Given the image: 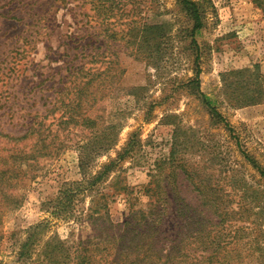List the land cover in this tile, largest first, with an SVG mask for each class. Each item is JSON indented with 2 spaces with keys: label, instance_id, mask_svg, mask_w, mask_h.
Segmentation results:
<instances>
[{
  "label": "rangeland",
  "instance_id": "obj_1",
  "mask_svg": "<svg viewBox=\"0 0 264 264\" xmlns=\"http://www.w3.org/2000/svg\"><path fill=\"white\" fill-rule=\"evenodd\" d=\"M95 1L0 0V131L20 137L35 126L50 144L39 152L31 142L0 137V168H21L16 183L0 188V264H68L64 251L80 241L103 253L129 211L148 207L151 183L163 193L164 246L189 230L191 252L207 257L205 264H264V175L255 166L264 170V0H195L206 13L196 35L200 91L227 125L186 84L194 54L180 33L190 21L179 0H110L115 17L107 22ZM164 22L170 38L162 61L154 52L135 54L131 29ZM83 63L97 75L75 109V87L86 80L75 68ZM72 110L79 116L67 121ZM106 126L113 130L104 151L95 138ZM131 139L134 148L96 197L79 195L67 217L51 213L63 185L82 179L79 152L95 158L94 174ZM173 144L176 163L169 161ZM173 193L178 206L206 220L204 233L189 215L175 217ZM92 198L102 215L91 212Z\"/></svg>",
  "mask_w": 264,
  "mask_h": 264
},
{
  "label": "trees",
  "instance_id": "obj_2",
  "mask_svg": "<svg viewBox=\"0 0 264 264\" xmlns=\"http://www.w3.org/2000/svg\"><path fill=\"white\" fill-rule=\"evenodd\" d=\"M109 1L110 0H103V2H100L99 0L95 1L96 8L98 9L99 13H101V16H103V20L115 17V14L112 9L113 5H108ZM203 3L204 1L179 0L180 8L190 21V26L183 27L180 33H182L183 37L187 36L190 38L189 49H192L194 54V76L192 77V79L188 80L186 84L187 86L188 84H191L195 87L197 94L201 98L202 104L209 109L212 117L218 120L219 122L227 125L225 118L218 112L216 107L213 106L209 96L200 91V48L196 41V35L204 26L206 13L203 8ZM259 7H261L264 11V5H262L260 2ZM168 26V23L164 22L160 24L142 25L140 28H138L140 30H129L130 32L128 34L132 33V36L136 33L135 40L139 42L138 47L135 48V54H141L144 51H148L149 58H151L154 52L157 53L156 62H161L163 59L161 57H163L165 50L163 44L170 38V35L168 34V31L166 29V27ZM88 63H90V61H88ZM75 69L76 74L78 75L81 81L84 78L86 79L81 82V85L77 84V87H75L77 91L76 93L73 91L77 97H75V99L71 101V105L75 109H79L85 101L82 97V94L87 98V91L95 82L94 78L97 75V71L96 67L92 65L86 66V63H83ZM110 70L111 68L107 67L105 71L106 73H108ZM261 96V92H258V94L253 95V97L251 98L255 100V98H259ZM82 100L84 101L82 102ZM78 116L79 115H77V112L72 110V112L67 115V121L68 118L74 120L75 118L77 119ZM81 119L82 123L86 124H89L88 122H90L91 120L89 116H81ZM112 130V127L106 126L99 131V134L95 139L98 142L105 144L104 147L101 145L99 147V150L100 148L104 151L110 149V147L108 146V142L112 138ZM45 131V129L30 126L29 129H27L26 132L20 137H13L9 134H3V132L1 131L0 137L8 142H31L33 146L37 147V150H39V152H44V150H46L50 145L49 143H47V139L45 138L47 137ZM178 134L179 132L177 128V130L175 129L174 131V144L176 143V138ZM174 144L170 152L169 159V161L173 163L177 161V149ZM237 144L240 146L239 142ZM134 145L135 143L133 139H131V141H129L123 149L117 152L115 158H111L107 162L101 163L94 174H92L91 169L94 167L92 166V162L95 160V158L93 160L89 157L83 156L81 152H79V167L82 179L80 181L65 183L63 185V187L59 190L57 196L52 201H50L49 207L51 208V213L55 216H60L63 214L67 217L72 214L73 202L77 197L79 198V195L85 196L88 194L89 196H91L93 194V197H96L95 193H98L99 191L98 185L100 183L105 182L111 176L113 170L125 158V156L129 153V150H132V148H134ZM85 148L86 146L82 147V150H84ZM243 154L247 158V160L252 162L254 165L256 164L253 159H251L250 157H248V155L245 154V152H243ZM255 166H257V170L259 171V173L261 175H264V170L261 169L260 166H258L257 164ZM20 169L21 168L18 167L16 164L9 165L5 169L0 168V188L3 185L7 188L16 183L18 176L17 172H20ZM151 184H148L145 187V191H147V193L151 197L148 207L143 210L131 209L129 211L127 215V221H125V223L122 225L124 227V230L122 231L121 235L112 240V243L109 245V248H104L102 250L103 253L99 252L98 254H95L93 251L90 250L91 248L89 247V245H86L85 242L80 241L78 243H75L68 250L64 251L66 254V263L205 264L208 259L207 257H204L203 255L196 256L193 255V253L191 252V248L189 247V245L191 244V242L196 240V238L191 239L189 230H186L183 233H179L181 236L179 235L180 237L175 238L173 242L170 241V244L168 246H164L163 243H161L164 240L163 238H161V235L163 234L164 217L166 211H160L158 209V202L160 200L159 197H162L163 193L160 190V185H155L154 188ZM197 190L201 195L205 196L204 191H201V189L199 188H197ZM173 194L174 200L177 204L175 217L180 216L182 217V219H184V217L189 215V217L186 218L187 220L191 219L190 225H192V223H195L198 232L200 234L204 233L205 228L204 226H202V224L205 223L206 220L201 221L200 218L197 217L196 211H191L190 209L186 210L182 208V204L178 206L180 199L176 195V193ZM204 196L202 197L204 198L203 201L205 202L207 197ZM165 198L168 199L167 196ZM101 205V203L96 201V198H92L91 212L102 215V211L100 208ZM185 208H187L186 205ZM92 213L88 214V217L94 216ZM173 213L172 216L174 215ZM187 220L185 222H187ZM204 242L202 243L203 246Z\"/></svg>",
  "mask_w": 264,
  "mask_h": 264
}]
</instances>
